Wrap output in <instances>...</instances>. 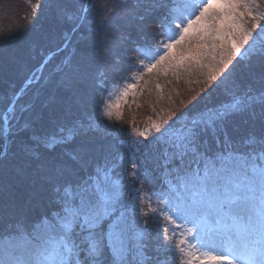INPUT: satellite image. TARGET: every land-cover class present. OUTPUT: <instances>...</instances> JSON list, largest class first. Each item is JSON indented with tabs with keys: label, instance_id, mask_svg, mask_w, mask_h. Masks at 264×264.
Masks as SVG:
<instances>
[{
	"label": "snow or ice",
	"instance_id": "obj_1",
	"mask_svg": "<svg viewBox=\"0 0 264 264\" xmlns=\"http://www.w3.org/2000/svg\"><path fill=\"white\" fill-rule=\"evenodd\" d=\"M51 9L73 34L118 19L129 41L155 25L137 79L171 74L200 90L166 115L153 109L143 130L126 126L106 45L65 55L48 78L74 90L75 112L37 111L35 74L0 93V264H264V0Z\"/></svg>",
	"mask_w": 264,
	"mask_h": 264
},
{
	"label": "trees",
	"instance_id": "obj_2",
	"mask_svg": "<svg viewBox=\"0 0 264 264\" xmlns=\"http://www.w3.org/2000/svg\"><path fill=\"white\" fill-rule=\"evenodd\" d=\"M112 3L123 4V0H112ZM91 15L99 20L98 11ZM121 27L122 24L117 19L111 24H98L96 31L90 36L80 32L73 34L69 31V24L54 18L51 0H0V93L11 92L25 77L35 74V78L38 76L36 80L40 82L33 84L26 99L35 100L37 111L45 117H60L69 108L75 112L74 90L59 86V76L52 81L48 79L65 55L73 52L79 55L81 51L88 49L100 51L107 45L112 49L113 56L120 61L109 72V79L112 82H123V77H127L134 68L141 70L137 61L138 53L148 54L155 50L154 47H149L156 43L155 25H149L153 33L137 32L129 41L121 39ZM66 39L71 41L67 45L68 51L58 53L57 50L62 48ZM43 62L47 66L41 68ZM126 69L129 70L125 71ZM41 72L45 77L43 80H40ZM145 76L144 81L124 103L122 123L126 126L134 124L137 129H141L148 124L149 116H156L153 109L159 115H166L167 112L189 103L193 96L199 94L200 86L194 82L189 84L183 78L164 81L165 86L157 90L150 83V77ZM192 89L196 91L193 92ZM89 110L95 113V98L90 100ZM147 207L150 208L151 205Z\"/></svg>",
	"mask_w": 264,
	"mask_h": 264
},
{
	"label": "rangeland",
	"instance_id": "obj_3",
	"mask_svg": "<svg viewBox=\"0 0 264 264\" xmlns=\"http://www.w3.org/2000/svg\"><path fill=\"white\" fill-rule=\"evenodd\" d=\"M166 31V30H165ZM153 52V51H152ZM148 55L150 56L151 55V52L148 53ZM137 61L139 62V57H137ZM145 63H147V60H145ZM141 70H139L138 68H134L130 74L127 76V79H125L123 82H112L111 84V96H112V99L113 101L116 100L117 97H120V100H119V111L121 113H123V107H124V103L126 101V99L128 98L129 95H131L135 90L136 88L142 83V81H144V79L146 78L145 75H148L151 79V82L153 84V86L156 87L157 84L160 85L159 88L156 87L157 90L159 89H162V87H164L165 85L163 84L164 81H167V80H170L172 81L173 77L171 74H169L168 76H163L161 75L159 78H157L155 76V73H149V74H145L143 79H137L139 73H140ZM182 79V78H181ZM134 83L136 85V87L134 89H129L128 90V93H127V96H121V93L124 91V89L127 87L128 84H132ZM151 84V85H152ZM161 91V90H160ZM159 91V92H160ZM165 90H163V93H164ZM162 92V91H161ZM116 112H117V109H113V120H115L116 118ZM157 117H153V120H155ZM101 119H103V117H101ZM148 126V124L139 129V130H143L145 129L146 127ZM171 226V225H170ZM178 235V234H177ZM181 238L179 237L178 235V239ZM188 250L186 249V252ZM216 253H211V255H215Z\"/></svg>",
	"mask_w": 264,
	"mask_h": 264
}]
</instances>
